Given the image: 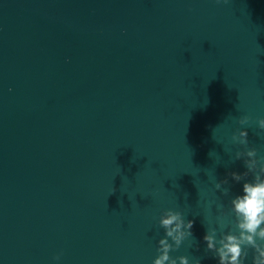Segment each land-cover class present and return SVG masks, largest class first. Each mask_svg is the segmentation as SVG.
<instances>
[{
  "label": "water",
  "instance_id": "water-1",
  "mask_svg": "<svg viewBox=\"0 0 264 264\" xmlns=\"http://www.w3.org/2000/svg\"><path fill=\"white\" fill-rule=\"evenodd\" d=\"M243 115L264 117V0H0V264H152L168 208L194 221L171 255L218 264L233 133L264 156Z\"/></svg>",
  "mask_w": 264,
  "mask_h": 264
},
{
  "label": "clouds",
  "instance_id": "clouds-1",
  "mask_svg": "<svg viewBox=\"0 0 264 264\" xmlns=\"http://www.w3.org/2000/svg\"><path fill=\"white\" fill-rule=\"evenodd\" d=\"M238 122L240 125L256 123L264 130V117L254 121L250 115H243ZM232 140L242 146L235 151L234 159H243L246 171H233L229 175L236 182L244 181L242 191L231 198L228 212L217 217L218 226L207 228L203 237L207 245L205 251H210L218 264H249V257L251 264H264V156L258 155L256 147L249 146L248 128L238 129L233 133ZM228 182L227 178L216 181V190L229 195L230 188L222 187ZM217 207L223 209L224 203L219 202ZM193 225L194 221L186 220L182 211L165 209L159 218V226L164 229L165 235L158 241V255L152 264H193V260L194 264H201L200 258L190 260L189 255H171L189 238L192 246ZM61 256L62 253H58L55 259L59 261Z\"/></svg>",
  "mask_w": 264,
  "mask_h": 264
}]
</instances>
